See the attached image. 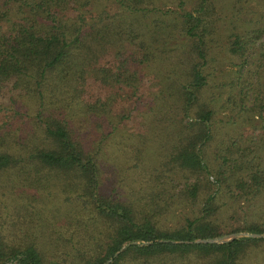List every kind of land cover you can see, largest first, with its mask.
Here are the masks:
<instances>
[{"label":"trees","instance_id":"trees-1","mask_svg":"<svg viewBox=\"0 0 264 264\" xmlns=\"http://www.w3.org/2000/svg\"><path fill=\"white\" fill-rule=\"evenodd\" d=\"M117 1L131 12L133 21L127 24V38L121 33V19L115 22L100 15L87 23L86 11H81L80 6H88V0H0V96L4 98L0 101V121L7 114L6 121L0 123V183H4L0 188L7 184L3 176L10 175L12 168L16 173L11 185L17 192L33 189L31 196L39 199L38 203L57 201L65 206L61 208L65 221H76V227L82 230L75 239L72 260L80 264H121L128 258L190 253L204 256L206 264H237L245 248L264 237L232 236L219 242L197 239L241 230L264 231L262 222L222 230L221 222L215 218L222 205L218 201L222 192L234 194L237 187L253 195L264 193V162L249 159L250 151H254L247 150L250 140L241 146L235 139L231 141L233 147H226L224 139L219 143L217 140L213 154L216 166L208 161L207 148L215 134V107L201 99L207 82L203 66L214 33V27L204 17L208 0H197L191 8L179 3V18L172 23V28L187 40L182 57L176 61L183 81L171 76V69L163 63L170 58L166 57L170 50L152 44L156 36L169 35L170 24L163 25L159 19L148 29L138 13L141 7L137 0ZM149 4L153 7L154 2ZM253 27L246 32L234 30L227 38L228 52L240 58L235 84L239 85L242 99L247 94L246 76L255 64L251 51L264 33V21ZM126 39L136 47L140 43L152 55L157 49L162 54L164 73L168 70L164 84L167 97L173 99L181 113L176 125L167 127L172 136L169 152L148 172L152 179L161 180L162 176L179 172L185 178L179 197L192 206L196 204V208L176 229L162 227L156 215L167 210L178 195L172 191L173 185H167L175 181L174 177L155 183L153 190L143 191L149 192V197L138 201L137 195L120 197L104 187L100 160L103 143L119 135L116 123L125 117L124 113H115L114 104L121 97L127 99L128 88L138 80L137 71L124 56ZM148 58L137 60L142 63ZM260 105L262 116L264 100ZM110 114L120 120L113 121ZM6 122L21 125L26 131L24 136L13 130L14 136L6 139L2 133ZM93 127L95 137L89 132ZM89 137L93 138L92 144H88ZM251 141L264 144V136ZM240 171L243 173L237 176ZM210 174L214 181H210ZM60 205L51 207L60 209ZM51 213L54 216V211ZM2 232L0 264L14 259V264H42L43 252L33 240L17 235V239L7 242ZM72 240L73 237L69 242Z\"/></svg>","mask_w":264,"mask_h":264},{"label":"rangeland","instance_id":"rangeland-1","mask_svg":"<svg viewBox=\"0 0 264 264\" xmlns=\"http://www.w3.org/2000/svg\"><path fill=\"white\" fill-rule=\"evenodd\" d=\"M88 1H90L88 6L84 8L80 6L81 11H86L87 23L91 24L96 21L100 15L103 19L115 22L121 19V33L123 38H127V24L130 20L133 21L131 15H129L130 11L120 6L117 0ZM149 1L154 2L153 7H151ZM196 1H136L138 8H144L143 10L138 9V13H140L142 21L148 29H151L159 19L164 21L163 25L165 23L170 24L167 30L169 32L168 36L162 34L156 36V33V38L152 41V44L157 45V48L170 50L167 53L168 56H166L170 58L165 63L162 61V54L158 52V49L152 55L153 53L144 49L140 43L136 47L128 39L123 41V46L126 48L124 56L129 66L137 71L136 77L138 80H136L135 85L128 88V98L122 99L121 97L118 104H114L115 113L125 114V117L116 123L119 127V135L106 138L103 143V155L100 159L104 171L103 183L105 189L114 195L127 197L130 193L137 195L138 201L144 196L145 198L149 197V192L143 191L153 190L152 186L155 183L162 179L168 181L172 177L175 178V181L170 180L167 185H173V189L169 188L177 195L179 189L185 184V178L180 177L182 176L181 172L167 177L162 176L161 180L159 178L152 179L148 176V172L159 165L162 157L169 152L172 136L170 132H167L170 129L167 127L176 125V120L181 116L176 104L171 101L173 99L167 97L168 91L164 84L167 80L165 74L168 70L164 73L165 67L162 65L163 62L169 70L171 69V76L180 78L183 81V75L177 72V67L180 65L176 61L178 57H182V49L187 40L179 30L172 28V23L177 22L179 18L181 11L179 3L182 2L184 7L191 8ZM208 5L209 8L204 17L214 27V33L212 34L210 48L207 50L208 59L203 66V73L206 75L207 82L201 91V99L205 100L208 105L215 107L213 115L215 134L211 145L207 148L208 161L213 167L216 166L213 161V154L220 139L226 140V147H233L231 141L235 139L241 146L250 140L247 143L249 145L247 150L254 148V151H250L249 159L259 160L263 164L264 144L253 143L251 138L257 140L259 137L264 136V126H262L264 124V112L262 116L259 114V109L262 107L260 103L264 100V33L251 51L254 63L258 64L259 68L254 64L251 74L246 76L244 89L247 94L243 96V99L238 88L239 85L235 84L238 70L241 68L239 65L240 58L228 52L227 38L234 30L239 29L240 32H246L253 29L256 24H263L264 0H208ZM142 36L145 39V35L142 34ZM135 57L137 58L135 59ZM141 57L149 58L140 63L137 59ZM152 57L157 59L154 60L155 58ZM171 79L169 82H171ZM2 99L4 98L0 96V101ZM122 100L124 101L122 102ZM6 103L8 105V102ZM5 107L7 108L6 105ZM9 110H11L10 106ZM110 116L113 121L120 120L119 116L114 117V114H110ZM3 118L0 121L2 124L6 121L7 114ZM11 120L9 122L12 124ZM4 125L2 133L3 136H6V139L14 136L13 130L16 131L17 135L24 136L25 129L21 125L14 123L10 126L8 122ZM87 125L93 126L90 123H87ZM17 126L21 128L19 129ZM93 130L94 127L89 132H91V136L95 137L96 134L93 133ZM87 132L86 130V134ZM92 139V137L88 138V144H92ZM15 173V169L11 168L10 175L3 176L7 184L0 188V230L3 231L2 237L7 242L17 239V235L19 237L27 236L29 241L33 240L43 252L42 264H80V262L72 261L75 258L73 253L76 251L74 247L75 239L78 233L81 235L82 232L76 227V221L72 220L69 223L65 221V214L62 212L66 207L60 205L57 201L38 203L39 199L35 200L31 196L33 189L30 190L31 192L26 190L25 192H17L11 185ZM242 173L240 171L236 175L239 176ZM190 179H193V177ZM209 179L214 181L215 177L210 174ZM246 179L249 180L248 177ZM2 184L4 183H0V185ZM234 191L236 192L234 194L222 192L219 196L218 201L222 205L219 211L215 213V218L221 222V229L227 230L250 222H262L261 225H264V193L253 195L252 192L241 191L237 187ZM179 193L177 197H174V203L167 210L164 212L161 210L160 214H156L160 218L162 227L168 230L183 226L186 222L185 216L192 215L196 208V204L192 206L184 202L185 200H181ZM154 198L157 199V197ZM201 198L202 195L199 196V200ZM52 204L61 207L60 209L57 207L52 208L51 206H54ZM51 211H54V216ZM232 236L264 237V231L249 232L241 230L211 238L213 241L219 242ZM72 237L73 240L70 243L69 239ZM206 261L207 259L204 256L202 257L197 253L182 256L159 254L150 258H128L123 260L121 264H206ZM7 263L14 264L15 259L13 261L9 260ZM237 264H264V240H258L246 247L244 252L240 254Z\"/></svg>","mask_w":264,"mask_h":264},{"label":"water","instance_id":"water-1","mask_svg":"<svg viewBox=\"0 0 264 264\" xmlns=\"http://www.w3.org/2000/svg\"><path fill=\"white\" fill-rule=\"evenodd\" d=\"M197 240H204V241H213L212 238H205V239H197Z\"/></svg>","mask_w":264,"mask_h":264}]
</instances>
